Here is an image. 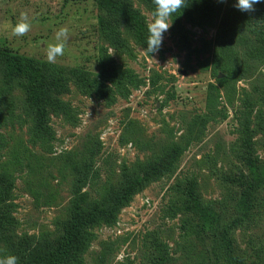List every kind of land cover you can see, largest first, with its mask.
<instances>
[{"label":"rangeland","instance_id":"rangeland-1","mask_svg":"<svg viewBox=\"0 0 264 264\" xmlns=\"http://www.w3.org/2000/svg\"><path fill=\"white\" fill-rule=\"evenodd\" d=\"M114 1L141 15L143 42L93 1L0 0V261L48 257L81 207L104 213L65 264H230L220 231L238 216L234 178L248 174L247 132L264 164V45L252 14L237 0H212L208 19L198 3L169 19L161 48L149 54L155 7ZM22 14L32 28L14 37ZM61 29L65 52L50 63L47 46ZM4 49L33 60L62 107L48 110L47 133L37 128L27 81L8 78ZM161 164L171 168L155 174ZM143 175L150 177L120 204ZM191 182L220 220L212 233L182 210ZM230 237L239 264H264V189Z\"/></svg>","mask_w":264,"mask_h":264},{"label":"trees","instance_id":"trees-1","mask_svg":"<svg viewBox=\"0 0 264 264\" xmlns=\"http://www.w3.org/2000/svg\"><path fill=\"white\" fill-rule=\"evenodd\" d=\"M85 1H93L101 8L120 15L125 19L126 23L134 32L137 40L139 42L144 41L147 28L139 13L115 2L114 0ZM146 1L156 8L155 0ZM198 3L203 5L202 12L205 9V17L208 19L212 18L217 7L212 0H186V8L183 12L190 13L195 9ZM250 13L252 14L253 36L259 43L264 45V3L256 4L254 10L250 11ZM2 54L7 63L6 72L8 78L23 77L27 81L28 103L30 109L35 113L37 128L40 133H47L48 110H61L62 107L57 106L51 99L49 85L43 77L40 68L33 60L19 58L15 52L8 51L7 49L2 50ZM247 137L248 139L246 140L243 149L245 151V164L248 169V174L234 178L235 182L238 183V186L242 190L238 203V216L230 225L220 231V246L224 250L222 253L225 252L224 254L227 255L228 263L230 264H239L233 256L234 250L230 233L233 229L246 224L252 218L255 209L259 206L260 193L264 189V164L253 156L252 137L249 132H247ZM170 168L171 165L167 166V164H161L159 167L156 166L154 168L157 171L155 174L158 172H164ZM155 176L156 175H154V177ZM149 177V175H143L131 182L126 188L124 196L119 200L120 204L123 201H127L136 188L141 186L143 182L147 181ZM184 197L186 204L183 206L182 210L199 218L202 232L212 233V231H215L219 227L220 220L215 211L202 205L197 191V184L195 182H191L187 185L184 191ZM102 213L104 212L95 211L87 214L83 208L77 207L71 221L65 225L64 235L57 249L50 253L48 257L46 255V257L40 262H37V264H65L73 260L77 251L81 247V241L85 229L93 225ZM8 257L9 256L6 254L4 259H7ZM31 257V254L24 257V263L30 262Z\"/></svg>","mask_w":264,"mask_h":264},{"label":"clouds","instance_id":"clouds-1","mask_svg":"<svg viewBox=\"0 0 264 264\" xmlns=\"http://www.w3.org/2000/svg\"><path fill=\"white\" fill-rule=\"evenodd\" d=\"M223 2V0H221ZM264 3V0H237L236 7L241 12L254 10L256 4ZM156 8L153 12L154 22L149 26V38L147 51L155 54L161 48L164 41V34L169 30V19L186 8V0H155ZM179 17V16H178ZM32 28V22L26 14H22L19 22L12 28V36L22 37ZM68 40V30L61 29L57 32L55 42L47 46V58L50 63H54L58 56L64 55ZM0 264H17V258L12 256L0 261Z\"/></svg>","mask_w":264,"mask_h":264},{"label":"water","instance_id":"water-1","mask_svg":"<svg viewBox=\"0 0 264 264\" xmlns=\"http://www.w3.org/2000/svg\"><path fill=\"white\" fill-rule=\"evenodd\" d=\"M222 77V76H221Z\"/></svg>","mask_w":264,"mask_h":264}]
</instances>
